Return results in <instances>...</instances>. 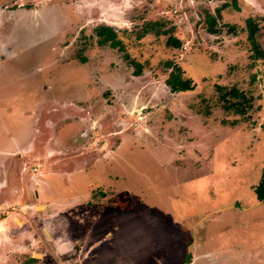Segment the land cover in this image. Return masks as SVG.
Returning <instances> with one entry per match:
<instances>
[{"label":"rangeland","instance_id":"374dc122","mask_svg":"<svg viewBox=\"0 0 264 264\" xmlns=\"http://www.w3.org/2000/svg\"><path fill=\"white\" fill-rule=\"evenodd\" d=\"M237 5L0 0V264H264V0Z\"/></svg>","mask_w":264,"mask_h":264},{"label":"trees","instance_id":"16d2710c","mask_svg":"<svg viewBox=\"0 0 264 264\" xmlns=\"http://www.w3.org/2000/svg\"><path fill=\"white\" fill-rule=\"evenodd\" d=\"M230 1L233 4V6L238 8L237 0H230ZM228 5L229 4H226L225 7H228ZM208 19L210 22L209 32L213 34L217 33L218 30L214 29V27L216 26V20L212 17H208ZM248 29H249V38L252 41V44L254 45V49H255L253 58L257 60L264 59V50H262L260 46L254 41L257 26L255 25V23H253L252 19L248 21ZM95 31H96V36L98 37V44L100 46H110L111 48L118 49L120 51H123L125 49L122 41L119 39L118 33L112 27L101 26L98 27ZM168 44L170 46H175L176 48L180 47V42L174 40L173 38H171L168 41ZM81 61L86 63L85 58H82ZM166 66L172 70L165 81L166 85L170 88V91L172 93H183V92H189L195 90L196 84L193 82L192 79L184 77V73L182 72L180 67L173 65L170 62H168ZM141 73L142 70L140 66H138L135 75L141 76ZM238 111H240V113L242 114L245 112L244 105L242 103L239 105ZM256 193L258 199L260 201H264V171L262 173V177L259 184L256 186Z\"/></svg>","mask_w":264,"mask_h":264},{"label":"crops","instance_id":"0c3cea01","mask_svg":"<svg viewBox=\"0 0 264 264\" xmlns=\"http://www.w3.org/2000/svg\"><path fill=\"white\" fill-rule=\"evenodd\" d=\"M17 147L18 146L14 147V149H16ZM12 149L13 148H9L8 150H4V151L1 152L2 155H0V156H4V158L2 160H0V191L5 189V188L7 189L8 186H9V177L11 175L10 174V170L11 169L9 167H7V166H8V164L12 165L13 160L11 159V161H12V163H11L10 158H9L10 157L9 156L10 153L8 154L7 151H10ZM0 225L3 226V230L5 231L4 233H6L7 228H10V225H9V223H7V221L4 222V223H0ZM19 236L22 237V235H19ZM35 256L36 255H34L35 261L38 262V263H41L40 261L37 260L38 257L35 258ZM0 260H1V257H0Z\"/></svg>","mask_w":264,"mask_h":264},{"label":"flooded vegetation","instance_id":"af4514ba","mask_svg":"<svg viewBox=\"0 0 264 264\" xmlns=\"http://www.w3.org/2000/svg\"><path fill=\"white\" fill-rule=\"evenodd\" d=\"M188 254H189V257L186 259V263H187V260H188V264H190V259L189 258L191 257V253L189 252Z\"/></svg>","mask_w":264,"mask_h":264},{"label":"water","instance_id":"95a60500","mask_svg":"<svg viewBox=\"0 0 264 264\" xmlns=\"http://www.w3.org/2000/svg\"><path fill=\"white\" fill-rule=\"evenodd\" d=\"M264 19V16H262V17H260V20H263ZM188 256H189V254H188ZM39 258V255L38 256H35V258ZM187 264H188V260H187Z\"/></svg>","mask_w":264,"mask_h":264},{"label":"built area","instance_id":"2783aa9c","mask_svg":"<svg viewBox=\"0 0 264 264\" xmlns=\"http://www.w3.org/2000/svg\"><path fill=\"white\" fill-rule=\"evenodd\" d=\"M184 48L187 49V46H185Z\"/></svg>","mask_w":264,"mask_h":264},{"label":"bare ground","instance_id":"6f19581e","mask_svg":"<svg viewBox=\"0 0 264 264\" xmlns=\"http://www.w3.org/2000/svg\"><path fill=\"white\" fill-rule=\"evenodd\" d=\"M38 256V255H37Z\"/></svg>","mask_w":264,"mask_h":264}]
</instances>
